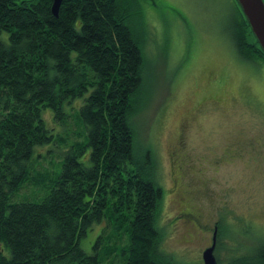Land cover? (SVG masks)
Returning <instances> with one entry per match:
<instances>
[{"label":"trees","instance_id":"16d2710c","mask_svg":"<svg viewBox=\"0 0 264 264\" xmlns=\"http://www.w3.org/2000/svg\"><path fill=\"white\" fill-rule=\"evenodd\" d=\"M233 2L236 50L264 64ZM51 5L0 0V264H178L160 249L153 152L135 150L132 117L146 105L139 0H62L57 16ZM46 108L61 131L45 125ZM49 145L59 163L36 168L35 147ZM101 222L87 253L80 240ZM222 264H264V240Z\"/></svg>","mask_w":264,"mask_h":264},{"label":"rangeland","instance_id":"374dc122","mask_svg":"<svg viewBox=\"0 0 264 264\" xmlns=\"http://www.w3.org/2000/svg\"><path fill=\"white\" fill-rule=\"evenodd\" d=\"M233 4L139 0L136 28L145 37L141 101L146 105L132 117L135 150L139 156L153 152L156 180L164 190L157 221L160 249L178 264H203L202 249L210 245L216 222L220 245L214 254L221 264L264 240V64L239 56L232 38ZM7 35L0 32V40L7 43ZM42 118L48 128L61 131L51 108L42 111ZM187 122L194 149L190 158L195 162H188L191 168L182 181L177 179L174 190L172 149ZM208 147L222 157L219 170L206 172L213 179L209 189L214 197L196 169L201 151ZM34 151L38 169H51L60 161L55 145ZM87 155L80 157L85 164ZM28 192L26 188L20 194ZM182 208L198 214L200 225L179 220L176 215ZM102 226L93 224L80 240L87 253Z\"/></svg>","mask_w":264,"mask_h":264},{"label":"flooded vegetation","instance_id":"af4514ba","mask_svg":"<svg viewBox=\"0 0 264 264\" xmlns=\"http://www.w3.org/2000/svg\"><path fill=\"white\" fill-rule=\"evenodd\" d=\"M211 97L213 99L217 98L214 96H211ZM189 127H190V124L188 122L181 125V131L178 137V141L174 145L175 147L172 149L173 153L171 156L173 157L174 163H173V166L171 167V170L172 168H174L173 175L176 174V179H174V182H173L174 190H177L179 186L177 179H180L182 181L184 179V174L186 173V171L191 168V165L188 162H191V163L195 162V159L190 158V154L193 152L194 149L190 145L191 136L188 135ZM258 138L261 139L262 136L259 135ZM240 140L241 142H246L242 136L240 137ZM224 156L226 157L229 156L232 158L231 153H224ZM220 163H222V157L217 155V153L214 150V147H208L201 151V158L199 159V165H197L196 169L200 173L203 174V185L206 188H208V193L212 197H214V192L213 190L209 189V187L211 183L213 182V179L209 177L206 172H207V168H210V169L215 168L216 169L215 172H216L220 168ZM172 180H173V177H172ZM176 216L178 217L179 220H183L186 223L191 221L197 225H200L198 223L200 216L189 209L182 208V210L178 211V214ZM215 226H217V222L215 223L214 227ZM213 230L211 233V238H212ZM210 244H211V241H210ZM204 249H202V251Z\"/></svg>","mask_w":264,"mask_h":264},{"label":"water","instance_id":"95a60500","mask_svg":"<svg viewBox=\"0 0 264 264\" xmlns=\"http://www.w3.org/2000/svg\"><path fill=\"white\" fill-rule=\"evenodd\" d=\"M62 0H52L51 12L58 15ZM241 8L248 25L254 35L258 45L264 53V0H236ZM217 226L211 238V244L207 246L201 254L203 264H218L214 251L216 248Z\"/></svg>","mask_w":264,"mask_h":264}]
</instances>
